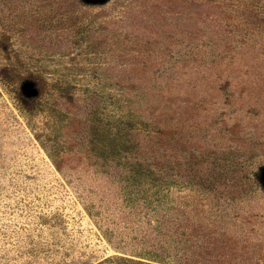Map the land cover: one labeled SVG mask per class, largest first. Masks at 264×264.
Listing matches in <instances>:
<instances>
[{
	"label": "rangeland",
	"instance_id": "rangeland-1",
	"mask_svg": "<svg viewBox=\"0 0 264 264\" xmlns=\"http://www.w3.org/2000/svg\"><path fill=\"white\" fill-rule=\"evenodd\" d=\"M262 228L264 0H0V264H260Z\"/></svg>",
	"mask_w": 264,
	"mask_h": 264
},
{
	"label": "trees",
	"instance_id": "trees-1",
	"mask_svg": "<svg viewBox=\"0 0 264 264\" xmlns=\"http://www.w3.org/2000/svg\"><path fill=\"white\" fill-rule=\"evenodd\" d=\"M222 24V22H219L218 24H216L215 26H214V28H213V30L215 31V32H217V33H219V37H221L222 39H223V37H226V35H228V34H225V31H227V30H231V29H228V26H226V25H221ZM228 37H229V35H228ZM222 200L223 201H225V199H223L222 198ZM232 213V212H231ZM232 215V214H231ZM236 216H237V214H235ZM250 215H252V213L250 214ZM253 217L252 216H247V220L250 222V221H252L253 219H252ZM256 227H254V229H255ZM253 229V230H254ZM263 229V231H264V228H262ZM248 230L249 231H253L252 230V228H248ZM247 230V228H245L244 229V231H248ZM243 231V229L242 230H238V234H234V233H232V234H230L229 236H228V240H227V244H228V247H231L233 244H237L238 243V241L240 240L241 242L243 241V240H245L246 242H248V241H251V239L250 238H248V234L246 233V232H244ZM262 230L260 229L259 231H256V232H259V233H256V236L252 239V241L254 240V246L255 245H257V244H262V242H264V241H262L261 240V238H263L264 237V235H263V233H260ZM242 232H243V234H242ZM259 242H261V243H259ZM221 247V248H220ZM224 247H222L221 245H219V244H216V249H215V251H217V253H220L219 252V249H223ZM255 250H256V248H254ZM226 251V250H225ZM225 254V252H223L222 254L220 253V255H224ZM213 255H215V254H213ZM217 262H224V260H222V259H217ZM260 264H264V259H262V260H260Z\"/></svg>",
	"mask_w": 264,
	"mask_h": 264
}]
</instances>
